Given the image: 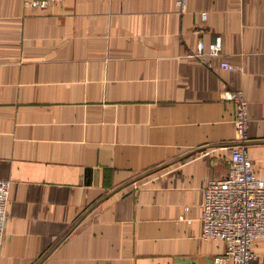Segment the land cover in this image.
I'll use <instances>...</instances> for the list:
<instances>
[{
    "label": "crops",
    "instance_id": "obj_1",
    "mask_svg": "<svg viewBox=\"0 0 264 264\" xmlns=\"http://www.w3.org/2000/svg\"><path fill=\"white\" fill-rule=\"evenodd\" d=\"M225 86L264 179V0H0V264H212L203 187L238 144Z\"/></svg>",
    "mask_w": 264,
    "mask_h": 264
},
{
    "label": "built area",
    "instance_id": "obj_2",
    "mask_svg": "<svg viewBox=\"0 0 264 264\" xmlns=\"http://www.w3.org/2000/svg\"><path fill=\"white\" fill-rule=\"evenodd\" d=\"M62 0H25L32 7H46ZM180 12L186 9L187 0H175ZM202 16H205L204 12ZM190 55L205 60V55H216L221 39L205 44L197 43ZM225 69H235L227 60H221ZM221 97L235 102L234 127L238 142L228 159L227 173L211 178L203 187L200 236L221 240L223 250L213 256L212 264H252L255 256L253 242L264 237V179L252 169V160L245 150L248 139L247 100L241 88L225 86ZM10 180L0 178V246L4 234L6 210L9 200ZM182 215H180V218Z\"/></svg>",
    "mask_w": 264,
    "mask_h": 264
},
{
    "label": "rangeland",
    "instance_id": "obj_3",
    "mask_svg": "<svg viewBox=\"0 0 264 264\" xmlns=\"http://www.w3.org/2000/svg\"><path fill=\"white\" fill-rule=\"evenodd\" d=\"M27 4V2H25ZM28 5V4H27ZM30 6V5H29Z\"/></svg>",
    "mask_w": 264,
    "mask_h": 264
}]
</instances>
